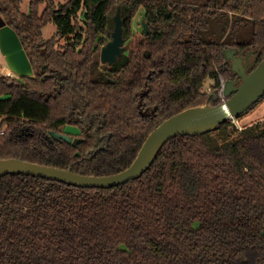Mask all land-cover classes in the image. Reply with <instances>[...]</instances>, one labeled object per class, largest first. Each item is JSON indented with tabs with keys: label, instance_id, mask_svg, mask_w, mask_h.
Segmentation results:
<instances>
[{
	"label": "trees",
	"instance_id": "trees-1",
	"mask_svg": "<svg viewBox=\"0 0 264 264\" xmlns=\"http://www.w3.org/2000/svg\"><path fill=\"white\" fill-rule=\"evenodd\" d=\"M197 1L30 0L25 12L22 0H0L34 69L0 74V159L116 174L164 120L218 104L221 76L242 81L226 51L248 73L264 58V0ZM119 5L125 40L141 8L150 33L109 65L100 51ZM49 22L57 30L45 39ZM0 264H264V119L172 137L140 177L116 186L3 176Z\"/></svg>",
	"mask_w": 264,
	"mask_h": 264
},
{
	"label": "water",
	"instance_id": "water-1",
	"mask_svg": "<svg viewBox=\"0 0 264 264\" xmlns=\"http://www.w3.org/2000/svg\"><path fill=\"white\" fill-rule=\"evenodd\" d=\"M112 38L101 47L100 58L109 65L114 64L125 50L123 20L119 5L114 16ZM145 34L150 33L149 22L142 21ZM0 51L8 66L18 77L33 76L34 69L16 29L8 24L0 14ZM232 60V69L241 78V83L226 81L223 94L228 98L216 105H204L187 108L164 120L146 138L136 159L127 169L116 174L94 176L83 175L70 169L46 166L19 158L0 159V179L11 173L41 176L81 187H111L140 177L151 165L156 153L164 143L178 135H196L216 129L230 118H237L248 110L264 94V58L250 73L244 58L236 50H227ZM64 139L78 145V139L67 133L50 131L48 139ZM79 155V152L76 153Z\"/></svg>",
	"mask_w": 264,
	"mask_h": 264
},
{
	"label": "rangeland",
	"instance_id": "rangeland-1",
	"mask_svg": "<svg viewBox=\"0 0 264 264\" xmlns=\"http://www.w3.org/2000/svg\"><path fill=\"white\" fill-rule=\"evenodd\" d=\"M68 0H54L56 5H59L61 3L67 2ZM188 1V0H186ZM191 1V0H189ZM192 1H197V0H192ZM205 1V0H203ZM197 2H202L201 0H198ZM45 5V3L41 4L40 8L42 9L43 6ZM22 10L25 12H29L30 11V0H22ZM143 13H144V9L141 8L139 9V11L137 12V14L134 16L133 20H132V30H133V36L129 39V40H125V47L127 49L128 45L130 44V40H132L138 33H140L142 31V21L143 19ZM57 30V26L54 22H49L47 23L44 28H43V36L45 39H49L52 38ZM114 30V28H113ZM112 30V31H113ZM112 38V37H111ZM109 38V40L111 39ZM59 43L63 44L65 43V38L60 37L59 38ZM0 66L3 67V70H9L11 71L12 69L8 66L3 54L0 51ZM16 78H19L17 76V74L14 75ZM221 81H223V83H226V79L221 76ZM213 83L212 80H209L208 83L205 85V90L208 92L210 89L211 84ZM219 96H220V103L224 102L228 97L225 96L223 94V90H219ZM3 119V116L0 115V125H1V121ZM264 119V102H262L261 104H259L258 106H256L255 108H253L252 110H250L249 112H247L246 114H244L241 118H230L229 121H232L237 127L242 128V126L247 125V124H255V123H261L262 120ZM69 128L70 131L74 132V133H78L79 132V128L73 125L70 126H66L64 129ZM66 131V130H65Z\"/></svg>",
	"mask_w": 264,
	"mask_h": 264
},
{
	"label": "built area",
	"instance_id": "built-area-1",
	"mask_svg": "<svg viewBox=\"0 0 264 264\" xmlns=\"http://www.w3.org/2000/svg\"><path fill=\"white\" fill-rule=\"evenodd\" d=\"M0 74L5 75V76H9V77H15V72L13 70L9 71V70H3V67L0 66ZM213 81V80H212ZM221 87H220V91L223 90L225 83H223V81H221ZM5 129H3L1 132H3Z\"/></svg>",
	"mask_w": 264,
	"mask_h": 264
},
{
	"label": "crops",
	"instance_id": "crops-1",
	"mask_svg": "<svg viewBox=\"0 0 264 264\" xmlns=\"http://www.w3.org/2000/svg\"><path fill=\"white\" fill-rule=\"evenodd\" d=\"M66 130H69V128H67ZM70 131V130H69ZM72 132V131H71Z\"/></svg>",
	"mask_w": 264,
	"mask_h": 264
},
{
	"label": "flooded vegetation",
	"instance_id": "flooded-vegetation-1",
	"mask_svg": "<svg viewBox=\"0 0 264 264\" xmlns=\"http://www.w3.org/2000/svg\"><path fill=\"white\" fill-rule=\"evenodd\" d=\"M106 63V62H105ZM108 64V63H107ZM237 85H239V84H237Z\"/></svg>",
	"mask_w": 264,
	"mask_h": 264
}]
</instances>
